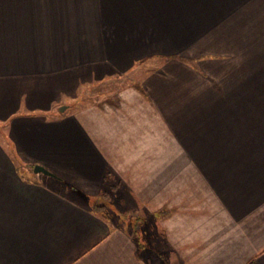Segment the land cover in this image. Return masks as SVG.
Returning <instances> with one entry per match:
<instances>
[{
	"label": "crops",
	"instance_id": "crops-1",
	"mask_svg": "<svg viewBox=\"0 0 264 264\" xmlns=\"http://www.w3.org/2000/svg\"><path fill=\"white\" fill-rule=\"evenodd\" d=\"M0 90V264H264V0H0Z\"/></svg>",
	"mask_w": 264,
	"mask_h": 264
},
{
	"label": "rangeland",
	"instance_id": "rangeland-1",
	"mask_svg": "<svg viewBox=\"0 0 264 264\" xmlns=\"http://www.w3.org/2000/svg\"><path fill=\"white\" fill-rule=\"evenodd\" d=\"M123 84L124 83L116 81L115 79L109 78V79L98 81L95 83L81 85L78 87L79 88L78 92L82 93L80 100L81 101L83 100V102H86L88 100L91 101L94 98L99 99L102 96H107L111 92H114L115 90L119 89ZM253 86H255V85H253ZM0 93H2L1 90H0ZM238 93L239 92L236 91V96H238ZM229 95H231V94H229ZM240 95H241V93L239 94V96ZM0 96H3V95H0ZM229 102H230L229 103V106H230L232 101H229ZM235 102L237 103L235 105V107H239L240 106V104L238 105L239 99L236 100ZM251 122L252 123H250L249 121L247 122L248 127L246 129V135L245 136L247 138H252V139H264V115L260 116L259 118H256V120L254 118H251ZM229 123H235L236 129H240L239 127H242L240 125H244V121H241L238 118H237V122H236L233 119H229V116H225V121L223 122V124H222L223 126H221V127L223 129H228ZM236 134L238 136L237 138H239V136H242L243 132H241V130L240 131L236 130ZM228 137H231V135L230 134L226 135V138H228ZM240 138H243V137H240ZM230 139H232V138H230ZM219 150H222V149H219ZM27 173L29 175L35 174V172H33V171L32 172L28 171ZM43 175H45V177H48V179H51L52 181H54L53 180L54 177L52 178V176H48L46 174H43ZM51 180H49V181H51ZM108 182L109 183L107 184L106 187L110 192V196L106 199L107 201H105V203H104L105 204L104 212L106 213V215L109 218L122 217L123 220H128L132 223L134 222L131 229H135L136 228L135 227L136 226V224H135V201L132 200L133 198H130L128 196H125V194H123L126 191L124 188V185H123V181L112 178ZM111 185H113L114 187H112ZM123 188H124V190H123ZM82 198L87 199V197H84V196ZM96 200L97 199H94L93 202H95ZM99 202L102 203V200H100ZM141 215L144 216V213ZM145 219H147V218H145ZM151 225H152V227H151ZM151 225H150V222L148 221V219L144 220V223L142 224L141 228H142V230L146 231L145 232L146 235L152 228H154L152 223H151ZM153 230L154 229H152V231Z\"/></svg>",
	"mask_w": 264,
	"mask_h": 264
},
{
	"label": "trees",
	"instance_id": "trees-1",
	"mask_svg": "<svg viewBox=\"0 0 264 264\" xmlns=\"http://www.w3.org/2000/svg\"><path fill=\"white\" fill-rule=\"evenodd\" d=\"M58 178V177H57ZM110 196V192L107 188H105L95 199H97L95 202H92L93 209L101 214L103 217H106V213L104 212L105 208V201ZM102 200V203L99 201ZM137 231V230H136Z\"/></svg>",
	"mask_w": 264,
	"mask_h": 264
},
{
	"label": "water",
	"instance_id": "water-1",
	"mask_svg": "<svg viewBox=\"0 0 264 264\" xmlns=\"http://www.w3.org/2000/svg\"><path fill=\"white\" fill-rule=\"evenodd\" d=\"M66 107H67L66 105H63L62 107H60V111H63ZM33 170L36 173L40 172V173H43L49 176L58 177L55 173L50 171L48 168L38 163L34 165Z\"/></svg>",
	"mask_w": 264,
	"mask_h": 264
}]
</instances>
